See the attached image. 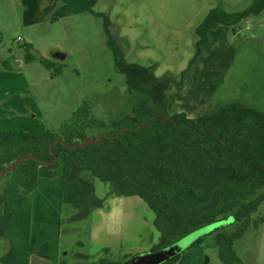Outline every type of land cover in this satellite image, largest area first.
Returning <instances> with one entry per match:
<instances>
[{"label":"rangeland","instance_id":"374dc122","mask_svg":"<svg viewBox=\"0 0 264 264\" xmlns=\"http://www.w3.org/2000/svg\"><path fill=\"white\" fill-rule=\"evenodd\" d=\"M91 1L0 0V129H21L36 135L47 131L71 133L78 126L76 114L81 109L88 112L93 125L87 129L85 139H95L108 133V128H98L99 122L110 125L139 106L140 98L129 93L125 76L115 66L104 20L86 11ZM251 2L95 0L93 9L108 17L125 59L151 68L159 82L166 76L180 80L196 54L200 40L197 29L212 9L221 6L229 12L242 11ZM241 28L236 34L231 27L222 25L205 31L201 54L184 85H170L166 92L170 114L198 118L237 99L264 110V13L247 19ZM24 44L33 46L35 60L25 62ZM57 53L65 59L56 58ZM11 57L8 70L3 62ZM41 59L52 61L61 73L55 75L54 69L40 63ZM14 95L32 97L35 104L30 108H6L5 102ZM13 174L0 177V264L7 258L12 241H16L9 233L5 205L6 187L13 184ZM93 182L104 206L92 209L86 220L74 222L71 219L77 210L64 204L59 239L61 262L91 264L108 260L137 264L156 252L161 234L149 206L139 197H108L111 184L98 179ZM211 229L197 236L215 230ZM240 229L238 223L227 220L220 232L231 235ZM217 235L218 232L205 236L201 245L182 254L197 248L195 253L204 255V264H225L218 257ZM230 260L231 264H264V204L234 241Z\"/></svg>","mask_w":264,"mask_h":264},{"label":"trees","instance_id":"16d2710c","mask_svg":"<svg viewBox=\"0 0 264 264\" xmlns=\"http://www.w3.org/2000/svg\"><path fill=\"white\" fill-rule=\"evenodd\" d=\"M95 0L86 7L91 15L104 20L107 46L113 53L117 70L126 78L128 91L140 98L132 113L112 123L99 122L98 128H108L107 137L74 150L58 143L53 153L58 157L55 165L44 166L37 161H26L14 171L12 182L26 195L32 196L38 188V169L46 167L48 177L63 179L64 204L77 212L72 221L86 220L92 209H102L104 200L96 196L93 180L111 184L108 197H139L155 213V227L161 234L154 251H159L205 226L232 218L242 228L231 235L218 232L219 257L231 264L230 255L236 239L248 228L253 213L264 204V113L241 101L221 105L198 118L185 113L170 114L166 92L170 85L183 86L187 73L201 54L205 31L213 25L231 27L233 33L241 30L244 21L264 13V0H252L242 11L229 12L221 6L212 9L197 29L200 40L197 51L179 81L166 76L156 82L151 68L129 63L111 31L108 17L94 11ZM25 62L36 57L33 46L24 44ZM12 57L3 62L11 69ZM54 74L61 73L52 61L41 59ZM32 97L14 95L4 104L6 108H30ZM78 126L71 133L47 131L36 135L21 129L0 132V170L24 156H36L52 162L50 147L57 141L75 146L86 138L93 125L88 112H77ZM97 139V138H95ZM62 169L59 172V169ZM11 219L8 211L6 220ZM207 234V235H209ZM205 235V236H207ZM199 238L191 247L202 243ZM31 253L52 261L50 256L35 249ZM176 255L163 264H173ZM3 264H14L5 259ZM59 264H65L60 262ZM91 264H116L102 260Z\"/></svg>","mask_w":264,"mask_h":264},{"label":"crops","instance_id":"0c3cea01","mask_svg":"<svg viewBox=\"0 0 264 264\" xmlns=\"http://www.w3.org/2000/svg\"><path fill=\"white\" fill-rule=\"evenodd\" d=\"M247 106L264 113V110ZM2 130L0 129V132ZM48 172L46 167L38 169V188L32 196L26 195L22 189L13 184L9 183L6 187L5 205L11 213L9 233L16 237L6 257L14 264H59L61 262L59 239L61 211L64 207L63 179L61 176L50 179ZM6 206H4L5 214ZM32 248L41 254L50 256L53 260L32 254ZM196 249L193 250L194 252H189L190 254H182L173 264H204L202 260L204 255L201 257L202 254H196Z\"/></svg>","mask_w":264,"mask_h":264},{"label":"water","instance_id":"95a60500","mask_svg":"<svg viewBox=\"0 0 264 264\" xmlns=\"http://www.w3.org/2000/svg\"><path fill=\"white\" fill-rule=\"evenodd\" d=\"M55 57L58 58V59H62V60L65 59V56L62 55V54H60V53L55 54ZM103 137H107L106 134H99L98 137H97V139H85L84 141L79 142L75 146H70L68 143H66L65 141H62V140L57 141V142H55L50 147L51 155H52V157L54 159L52 162L43 161L39 157H36V156H24V157H20V158L14 160L13 162L9 163L2 170H0V177L5 176V175L11 173L19 165H21L22 163H24L26 161H37V162H40L44 166L55 165L58 162V157L55 156V154L52 151H53V148L55 147V145H57L58 143L63 144L68 149L74 150V149H76L78 147L88 146L89 144H92V143H99L102 140ZM229 220H232V218H230ZM226 222L227 221L216 222V223H213L211 225L205 226V227H203V228H201L199 230H196V231L188 234L187 236L183 237L179 241L173 243L172 245H170V246H168L166 248H163V249H161L159 251L153 252L152 254H150L148 256H145L137 264H163L166 261L170 260L171 258L175 257L176 255L183 253L194 242H196L199 238L203 237V235L202 236H197V233L198 232H200L202 230H206L208 228H212L210 230V231H212V230H214V229L222 226Z\"/></svg>","mask_w":264,"mask_h":264}]
</instances>
